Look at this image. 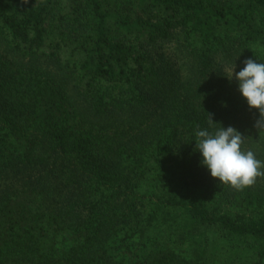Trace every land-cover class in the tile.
Returning a JSON list of instances; mask_svg holds the SVG:
<instances>
[{
  "label": "trees",
  "instance_id": "obj_1",
  "mask_svg": "<svg viewBox=\"0 0 264 264\" xmlns=\"http://www.w3.org/2000/svg\"><path fill=\"white\" fill-rule=\"evenodd\" d=\"M249 58L264 0H0V264H264V176L194 141L209 114L264 161Z\"/></svg>",
  "mask_w": 264,
  "mask_h": 264
},
{
  "label": "clouds",
  "instance_id": "obj_2",
  "mask_svg": "<svg viewBox=\"0 0 264 264\" xmlns=\"http://www.w3.org/2000/svg\"><path fill=\"white\" fill-rule=\"evenodd\" d=\"M244 67L235 72L236 65L226 76L231 82L235 78L238 91L251 109L259 111L260 119L255 127L264 130V63L257 59L243 61ZM208 114V127L196 132L195 151L200 154V165L218 181L219 185L243 190L253 185L257 177L264 176V161L256 158L251 150H242L243 137L235 128L220 124L214 126Z\"/></svg>",
  "mask_w": 264,
  "mask_h": 264
}]
</instances>
